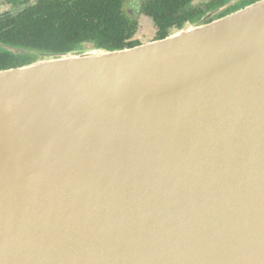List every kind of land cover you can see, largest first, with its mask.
Wrapping results in <instances>:
<instances>
[{"label": "water", "instance_id": "95a60500", "mask_svg": "<svg viewBox=\"0 0 264 264\" xmlns=\"http://www.w3.org/2000/svg\"><path fill=\"white\" fill-rule=\"evenodd\" d=\"M43 57L0 70V264H264V0Z\"/></svg>", "mask_w": 264, "mask_h": 264}, {"label": "flooded vegetation", "instance_id": "af4514ba", "mask_svg": "<svg viewBox=\"0 0 264 264\" xmlns=\"http://www.w3.org/2000/svg\"><path fill=\"white\" fill-rule=\"evenodd\" d=\"M84 0H0L1 27L15 29L24 26L23 15L44 12L50 14L53 26L63 24L68 9L77 10ZM104 0H98L103 7ZM262 0H118L121 21L127 29L123 44L133 47L163 40L179 31L205 26L240 12ZM2 15V16H1ZM84 49L93 43L81 44Z\"/></svg>", "mask_w": 264, "mask_h": 264}, {"label": "trees", "instance_id": "16d2710c", "mask_svg": "<svg viewBox=\"0 0 264 264\" xmlns=\"http://www.w3.org/2000/svg\"><path fill=\"white\" fill-rule=\"evenodd\" d=\"M118 0H84L79 8L68 9L63 24L72 27L53 26L50 14L31 13L24 18V26L7 29L0 26V45L28 51L15 54L0 48V70L33 63L44 56L76 53L85 50L84 42L93 43L90 49L121 50L133 48L123 44L127 29L119 26L121 21ZM1 22V21H0ZM1 25V23H0Z\"/></svg>", "mask_w": 264, "mask_h": 264}, {"label": "rangeland", "instance_id": "374dc122", "mask_svg": "<svg viewBox=\"0 0 264 264\" xmlns=\"http://www.w3.org/2000/svg\"><path fill=\"white\" fill-rule=\"evenodd\" d=\"M87 49H90V47H86V49H85V50H87Z\"/></svg>", "mask_w": 264, "mask_h": 264}]
</instances>
